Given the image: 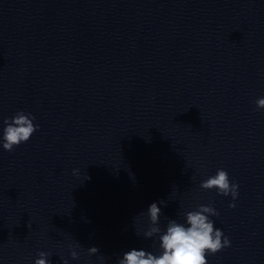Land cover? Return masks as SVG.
Segmentation results:
<instances>
[{
  "label": "clouds",
  "instance_id": "clouds-1",
  "mask_svg": "<svg viewBox=\"0 0 264 264\" xmlns=\"http://www.w3.org/2000/svg\"><path fill=\"white\" fill-rule=\"evenodd\" d=\"M257 109L264 110V98L256 101ZM35 117L31 113L18 111L14 116L3 120L2 135H0V146L3 150L12 152L14 148L26 143L32 135L38 131L39 125L34 123ZM77 170H73L75 175ZM88 178V177H87ZM200 187L204 190L217 191L223 196L231 195L233 201L238 196L239 185L231 182L229 174L224 169H217L215 175L209 176L202 181ZM163 201L153 202L147 209L150 225L144 232L145 238L159 236L160 254L154 255L144 249L135 248L125 252L118 264H208L207 255H215L224 248L230 246V240L219 228H214V221L210 216L218 213L210 205H199L196 210L185 213V223H178L175 219H169L166 229L162 232L159 227L161 207ZM235 207L234 203L229 205ZM70 248L73 246L70 245ZM88 255H96L97 247L88 248ZM49 254L39 252L34 264H49ZM72 259H78L79 253L70 251ZM63 264H68L67 260Z\"/></svg>",
  "mask_w": 264,
  "mask_h": 264
}]
</instances>
